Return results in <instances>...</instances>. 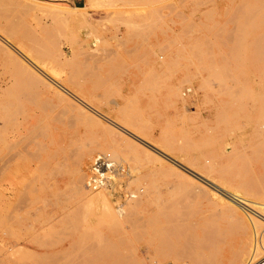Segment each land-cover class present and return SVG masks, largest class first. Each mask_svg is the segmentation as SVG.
Listing matches in <instances>:
<instances>
[{
    "label": "rangeland",
    "instance_id": "rangeland-1",
    "mask_svg": "<svg viewBox=\"0 0 264 264\" xmlns=\"http://www.w3.org/2000/svg\"><path fill=\"white\" fill-rule=\"evenodd\" d=\"M0 35L25 48L31 60L50 75L69 77L70 87L81 88L100 112L169 156L189 168L199 166L201 171L208 168V160L213 182L250 200L255 211L246 208V214L254 218L256 211L263 213L257 206L264 205V182L263 190L253 186L255 191L241 182L255 174L264 177V133H258L264 122V0H0ZM23 62L0 41V264H63L57 250L67 239L66 232H72L66 226H56L52 232H44V228L37 234V228L28 232L20 246L30 254L22 259L11 258V251L18 246L14 241L21 235H12L9 227L20 225L26 232L34 221L89 217L92 209L79 202L74 174L85 161L92 163L106 134L122 144L117 152L119 163L135 167L138 182L154 184L150 199L154 214L137 216L128 225L103 218L89 225V232H94V226L105 232L100 241L106 264L117 256L119 264H171L174 259L185 264L236 261L242 253L241 244L248 241L250 218L244 211L238 213L239 219L228 203L211 197L200 182L136 141L120 138L106 123L100 135H82L80 142L72 141L68 149L63 148L52 134L56 126L69 134L79 127L93 132L99 130L92 118L96 116L69 118L55 89L47 88L44 77ZM30 75H36L37 83L31 84ZM77 83L81 85L75 86ZM27 91L36 94L37 112H31L23 124L30 129L38 127V134L17 140L10 149L7 107L12 95ZM56 105L61 107L56 108L53 121L41 123L42 116ZM89 167H84L85 174ZM121 180L117 178L116 184ZM180 183L184 189L175 195L181 203H166L163 195L175 191ZM260 190L261 195L252 194ZM21 218L24 223L20 224ZM256 220L259 224L263 221ZM134 225L141 226V233ZM161 228H174V241L152 235ZM125 229L130 230L128 235ZM93 236L91 233L92 240ZM263 260L258 258L255 263Z\"/></svg>",
    "mask_w": 264,
    "mask_h": 264
},
{
    "label": "bare ground",
    "instance_id": "bare-ground-1",
    "mask_svg": "<svg viewBox=\"0 0 264 264\" xmlns=\"http://www.w3.org/2000/svg\"><path fill=\"white\" fill-rule=\"evenodd\" d=\"M32 1V0H31ZM92 2V1H91ZM6 31V30H5ZM24 36V35H23ZM38 36V35H37ZM29 39V38H28ZM33 39V37H32ZM30 39V40H32ZM0 41L1 43L4 45L5 48L9 49L10 51L14 52L17 57H19L20 59H22V62L27 64L28 67L32 68L34 71H36L37 73H39L41 76L44 77L45 79V83L44 85H46L47 88L49 87H53V90L55 89L56 92V96L59 100L60 105H62L63 103L66 104V106H64V114H68L69 118H73L76 117V114L78 115H94L96 116V118L92 117L94 119V121L96 122V126L99 127V130H94L93 132L90 131L89 128H81L79 127L76 131H74V133L69 134L67 132H61L60 129L56 126L53 129V136H56L55 140L58 144H61L63 146V148H67L66 146H68L72 141L73 142H80L82 140V135H89V134H94V135H100V129L102 128V126L104 125V123L112 126L113 128H115L117 131H115V134H117L120 138H124L127 137L130 140L136 141L137 143H139L138 145H141L142 147L148 148L151 151H153L154 154H156L158 157H160V159L165 160L166 162L168 161V163H170L171 165L179 168L181 170V172H185L189 178H193L195 180H197L198 182L201 183V185H203L204 189H209L208 191L206 190V192L213 198H217L220 201H224L223 204L228 203L230 205V207L233 208V211H235V213L241 214V211L247 210L246 208H250L251 210H253L251 208V202H249L246 198L240 196V195H236V194H232L231 192H229L228 190H225V188H222L219 184L213 182V180L210 178V172H212V168H211V164L208 162L205 163V166L208 167L205 171L200 169V167L195 166V165H189L190 168L188 167V165H184L182 162H180L179 160H177V158H173L171 156H169L167 153H165L164 151L160 150V148L158 149L156 146L151 145L150 143H148V141L143 140L142 138H140L139 136L133 134L131 131H129L126 127H124L123 125L119 124L118 122H116L115 120L111 119L109 116H106V114H103L102 112L99 111V107L97 108L96 106L92 105L90 103V100H87V98L81 93V88L76 87V89H73L70 87V82H69V77L66 79H63L61 77L58 76H53L50 75L48 72H46L45 70H43V68H41L40 66H38V64L34 63L31 58L26 54V51L21 47V46H16L14 45L11 41L7 40L6 38L2 37L0 35ZM29 42V41H28ZM42 42V41H41ZM37 44V43H35ZM21 45V44H20ZM41 45V44H40ZM254 45V44H253ZM38 46V45H37ZM258 46V45H257ZM256 48V45L254 46ZM39 48V47H38ZM258 48V47H257ZM256 48V50H258ZM36 49V48H35ZM33 50V49H32ZM4 51V50H3ZM31 51V50H30ZM36 51V50H34ZM38 51V50H37ZM42 52V51H41ZM4 53V52H3ZM40 53V52H39ZM9 55V54H8ZM261 56V55H260ZM8 57V56H7ZM98 57V56H97ZM261 57H264L261 56ZM260 57V58H261ZM66 58V57H65ZM259 58V56H258ZM10 60V59H9ZM16 61V60H15ZM9 62V61H8ZM13 64V63H12ZM25 65H23V67H27ZM15 67V65H14ZM17 67V66H16ZM46 67V66H45ZM57 68V67H56ZM14 69V68H13ZM49 71V69H48ZM53 72V70H52ZM51 72V73H52ZM54 73V72H53ZM18 74V73H17ZM32 74V72H31ZM35 74V73H34ZM69 74V73H68ZM56 75V74H54ZM19 76V75H18ZM36 75H34L35 77ZM38 76V75H37ZM40 76V77H41ZM17 77V75H16ZM31 77V75H30ZM30 78L31 84H35L37 83L35 80V78ZM39 77V76H38ZM39 77L40 81L41 78ZM18 78V77H17ZM8 79V78H7ZM82 79V78H80ZM10 80V79H9ZM39 81V82H40ZM72 81V78L71 80ZM141 81V80H140ZM153 81V80H152ZM74 82V80L72 81V83ZM87 82V81H86ZM143 82V81H142ZM5 83V81H4ZM18 83V82H16ZM29 83V82H28ZM27 84V83H26ZM25 84V85H26ZM76 84V83H75ZM74 84V85H75ZM21 85V84H20ZM81 85L80 83H77L78 86ZM84 85V83H83ZM148 85V84H147ZM32 86V85H29ZM43 86V85H41ZM149 86V85H148ZM35 86H33L32 88H34ZM80 87V86H79ZM153 87V86H152ZM5 88V87H4ZM26 88V87H25ZM151 88V87H150ZM36 89V88H34ZM39 89V87L37 88ZM41 89V88H40ZM39 89V90H40ZM157 89V88H156ZM12 91V90H11ZM25 91V90H24ZM33 91V89H32ZM49 92H53L52 90H50ZM46 93L45 96H49L50 94ZM12 93V92H11ZM12 95V94H9ZM39 98V97H38ZM9 99V98H7ZM6 99V100H7ZM41 100V99H40ZM50 100V99H49ZM242 101V100H241ZM262 101V100H261ZM48 102V101H47ZM54 102V101H53ZM58 104V103H57ZM36 104V94H33L31 92H23V93H19V94H14L11 96V99L9 101L8 107H7V114H6V120H7V124H9V140H10V149H14L17 140L19 141H23L26 138L29 137H35L38 133V127H34V128H29L26 127L23 124V120L27 119V117H29L31 115V112H33V114L35 115L37 112V109L35 107ZM51 105H53L51 103ZM60 105H56L55 107L52 106L51 109V113L48 114L46 116L43 115L42 117V121H40L41 123H44V121H53V119L51 118L52 116H54V112L56 111V108H59ZM243 105V104H242ZM262 105V104H261ZM44 107V106H42ZM61 107V106H60ZM115 107V106H112ZM39 108V107H38ZM49 109V108H47ZM114 109V108H113ZM33 110V111H32ZM42 110V108H41ZM101 110V109H100ZM119 110V109H118ZM138 110V109H137ZM35 111V112H34ZM44 111V110H43ZM103 111V110H102ZM104 112V111H103ZM42 113V111H41ZM137 113V112H136ZM44 114V113H43ZM56 114V113H55ZM59 114V111H58ZM131 114V113H130ZM114 115V114H112ZM119 117V116H118ZM136 117V116H135ZM91 118V117H90ZM91 118V119H92ZM114 118V117H113ZM56 119V118H55ZM90 119V120H91ZM127 119V118H126ZM32 120V119H31ZM72 121V125L73 124V119H71ZM124 120V119H122ZM141 120V119H140ZM36 121V120H35ZM64 121V120H63ZM76 121V120H75ZM125 121V120H124ZM59 122V121H58ZM69 122V123H71ZM92 122V121H91ZM127 122V121H126ZM60 123V122H59ZM40 124V123H39ZM46 124V123H45ZM51 124V123H50ZM38 125V124H37ZM47 125V124H46ZM45 125V126H46ZM131 125V124H130ZM7 126V125H6ZM33 126V125H32ZM44 126V125H43ZM48 126V125H47ZM71 126H69L70 128ZM86 127V126H85ZM89 127V126H88ZM91 127V126H90ZM44 128V127H43ZM47 129V128H46ZM62 129V128H61ZM45 130V129H44ZM148 130V129H147ZM49 131V130H48ZM98 131V132H96ZM50 132V131H49ZM140 132V131H139ZM166 133V132H165ZM259 134H263L264 133V122L262 125V130L258 131ZM46 134V133H45ZM139 134V133H138ZM167 134V133H166ZM41 135V134H40ZM39 135V136H40ZM46 136V135H45ZM48 136V135H47ZM111 136V134H110ZM110 136L108 137V135L106 134L104 136L103 139V145H100V148L98 151H100L97 156L93 159L92 163H87L85 161V164L81 167H79V171H77L74 174V181H73V185L75 186V189L77 190V195H78V200L79 202L83 203V206L89 207L92 209V212H90L89 217L84 218L80 221H51L50 219L46 220V221H42L43 223H41L40 221H34L35 224H33L34 226L31 227V229H28L26 232L23 231V228L18 225V227L16 228L15 226H11L9 227V230L11 232L12 235L15 234H19L21 235L20 238H16V240L14 241L15 244H18V246L16 248H13V250L11 251L10 255L12 256L11 258H24L26 256H28L30 253L28 252V250H26V248H24L23 246H20V244H22V242L25 240V236L28 234V232H31L33 230H36L34 232H36V234L41 231L44 228V232L49 230H53L56 228V226H66L67 229L69 231H72L71 233L66 232L67 239L65 240V242L63 243V245L57 250L59 252V254L62 256L63 258V264H106L105 262V257H104V253H102L103 250V246H102V242L100 241L103 236H105V232L104 230L101 229H96L95 226L94 228V232H89V225H91V223H98V218H103V220L105 219H109L112 221H116L118 223H129L133 220V218L135 217H142L144 216L146 218V216H149V213L152 211L153 204L150 199H151V191L153 188V183H141L138 182L137 180H139L140 177H137V172H136V168L131 167V166H125L123 164L119 163V158L117 156V152L119 151L120 147L122 146V144H120L121 142H118L116 139L114 140H110ZM115 136V135H114ZM38 137V136H37ZM36 137V138H37ZM52 137V136H51ZM73 137V140H72ZM115 138V137H114ZM151 138V136H150ZM119 139V138H118ZM146 139V138H144ZM158 139V138H157ZM87 140V139H86ZM124 140V139H123ZM126 140V139H125ZM148 140V139H147ZM151 140V139H150ZM166 140V139H165ZM8 141V140H7ZM31 141V140H30ZM39 142V140H38ZM37 142V143H38ZM72 142V143H73ZM28 143V141H27ZM36 143V144H37ZM95 143V141H94ZM130 145H134L133 143L129 142ZM40 144V143H39ZM42 144V143H41ZM40 144V145H41ZM46 144V143H45ZM48 144V143H47ZM83 144V143H81ZM39 145V146H40ZM50 145V144H49ZM57 145V144H56ZM89 145V144H88ZM160 145V144H159ZM27 146V145H26ZM74 146H76L74 144ZM81 146V145H79ZM78 146V147H79ZM83 146V145H82ZM87 146V145H86ZM85 146V147H86ZM99 145H97L98 147ZM18 147V146H17ZM45 147V146H44ZM92 147V146H91ZM96 147V146H93ZM171 147V146H169ZM40 148V147H39ZM46 148V147H45ZM48 148V147H47ZM179 148V147H178ZM26 149V147H25ZM49 149V148H48ZM68 149V148H67ZM81 149V148H80ZM87 149V148H86ZM181 149V147H180ZM183 149V148H182ZM56 150V149H55ZM79 150V149H77ZM84 150V147H83ZM172 150V149H170ZM19 151V150H18ZM27 151V150H26ZM30 151V150H29ZM28 151V152H29ZM43 151V149H42ZM51 151V150H50ZM72 151V149H71ZM70 151V152H71ZM81 151V150H80ZM92 151V150H91ZM90 151V153H91ZM97 151V152H98ZM115 151V153H113ZM178 151V150H177ZM23 152V151H22ZM69 152V153H70ZM78 152V151H77ZM84 152V151H83ZM96 152V151H95ZM179 152V151H178ZM12 153V152H11ZM16 153V152H15ZM30 153V152H29ZM111 153V154H110ZM36 153H34L35 155ZM65 154V153H64ZM76 154V153H75ZM96 154V153H95ZM94 154V155H95ZM120 154V153H119ZM118 154V155H119ZM122 154V153H121ZM139 154V153H138ZM178 154V153H177ZM17 155V154H16ZM31 155V154H30ZM29 155V156H30ZM66 155V154H65ZM71 155V154H70ZM129 155V154H128ZM148 155V154H147ZM150 155V154H149ZM14 156V155H13ZM24 156H25V152H24ZM45 156V155H44ZM50 156V155H49ZM72 156V155H71ZM91 156V155H90ZM156 156V159H157ZM257 156V155H255ZM36 157V156H34ZM32 157V158H34ZM48 157V156H47ZM80 157V156H79ZM82 157V156H81ZM85 157V156H84ZM83 157V158H84ZM11 158V156H9V159ZM18 158V157H17ZM40 158V156H39ZM139 158V157H138ZM27 159V157H26ZM35 159V158H34ZM68 159V158H66ZM65 159V160H66ZM180 159H182L180 157ZM8 160V158H7ZM14 160V159H13ZM21 160H23V158H21ZM54 160V159H53ZM84 160V159H83ZM91 160V159H90ZM149 160V159H148ZM183 160V159H182ZM10 161V160H9ZM89 161V160H88ZM157 161V160H156ZM160 161V160H159ZM206 161V160H205ZM28 162V161H27ZM128 162V161H127ZM137 162V161H136ZM8 163V162H7ZM39 163V162H38ZM125 163V162H124ZM188 163V162H187ZM82 164V163H81ZM160 164H162V162H160ZM58 166V165H57ZM90 166V167H89ZM139 166V165H138ZM156 166V165H155ZM162 166V165H161ZM204 166V167H205ZM84 167H89L87 173L85 174L84 172ZM173 168V167H172ZM211 168V170H210ZM229 168V167H228ZM214 169V168H213ZM19 170V169H18ZM70 170V169H69ZM87 170V169H86ZM170 170V169H169ZM20 171V170H19ZM104 171H106V173H103ZM90 172H92L93 176H89ZM180 172V173H181ZM221 172V171H220ZM224 172V171H223ZM226 172V171H225ZM52 173V172H51ZM141 174V173H140ZM182 174V173H181ZM11 175V173H10ZM148 174H146L147 176ZM160 175V174H159ZM167 175V174H166ZM205 175V176H204ZM68 176V175H67ZM164 175H162L163 178ZM173 176V174H172ZM185 175H183V179H185L184 177ZM237 176V175H236ZM239 176V175H238ZM122 177V180L117 182L116 184V179ZM175 177V176H174ZM69 178V177H68ZM156 178V177H155ZM167 178V177H166ZM176 178V177H175ZM179 178V177H178ZM10 179V178H9ZM8 179V180H9ZM137 179V180H136ZM170 179V177H169ZM163 180V179H162ZM24 181V180H23ZM136 181V182H135ZM144 181V180H143ZM178 181V180H177ZM25 182V181H24ZM146 182V181H145ZM169 182V181H168ZM264 182V177H262L261 174L258 175H251L249 177V179L244 180L243 182H241V185L244 186L247 189H251V191H255V189L253 188V186H259V189L263 190L262 188H260V186L262 187V183ZM139 183V185H138ZM170 183V182H169ZM194 183V182H193ZM175 184V183H174ZM173 184V185H174ZM264 184V183H263ZM123 185V186H119ZM169 185V184H168ZM196 185V184H195ZM11 186V185H10ZM197 186V185H196ZM241 186V187H242ZM134 188L133 190H131V188ZM166 187V185H165ZM173 187V186H172ZM240 187V188H241ZM200 188V187H199ZM239 188V189H240ZM257 188V187H256ZM17 189V188H16ZM15 189V190H16ZM162 189V188H161ZM170 189V188H169ZM184 189V183H180L178 185L175 186V191H172L171 193H167V195H163L165 198L166 203H171L172 205L174 204H178L181 203V199L178 198L175 195L176 191L182 190ZM197 189V187L195 188ZM238 189V190H239ZM254 189V190H252ZM18 190V189H17ZM46 190V188H45ZM164 190V189H163ZM172 190V189H171ZM192 190H194L192 188ZM237 189H235L236 191ZM258 190V189H257ZM256 191V192H252V194L255 196H257L259 193L261 195V193H263L262 191ZM43 191V190H42ZM165 191V190H164ZM189 191V190H188ZM197 191V190H196ZM195 191V193H196ZM233 191V190H232ZM32 192V191H31ZM187 192V190H186ZM192 192V191H191ZM33 193V192H32ZM43 193V192H42ZM190 193V192H189ZM204 193V192H203ZM245 193V192H244ZM191 194V193H190ZM246 194V193H245ZM33 195V194H32ZM187 195V194H186ZM194 195V194H193ZM200 195V194H199ZM250 195V194H249ZM19 196V195H18ZM35 196V195H34ZM160 196V194H159ZM196 196V195H195ZM246 196V195H245ZM6 197V196H5ZM33 197V196H31ZM248 197V196H247ZM7 198V197H6ZM25 198V197H24ZM29 198V197H28ZM198 198V196H197ZM253 198V197H250ZM12 199V198H11ZM23 199V198H22ZM60 199V198H59ZM31 200V198H30ZM16 201V200H15ZM253 201H255V199L253 198ZM27 202V201H25ZM36 202V201H35ZM42 202V201H41ZM48 202V201H47ZM155 202V201H154ZM163 202V200H162ZM178 202V203H176ZM45 203V202H44ZM251 203V204H250ZM29 204V203H28ZM48 204V203H47ZM46 204V205H47ZM165 204V203H164ZM167 204V205H169ZM170 204V205H171ZM227 204V205H228ZM258 204V203H256ZM16 205V203H15ZM21 205V204H20ZM157 205V204H156ZM224 205V206H227ZM24 206V205H23ZM29 206V205H28ZM31 206V205H30ZM178 206V205H177ZM223 206V207H224ZM264 205H259L257 206V208L262 211L264 213ZM4 206H2L1 208H3ZM14 207V205H13ZM32 207V206H31ZM38 207V206H37ZM42 207V206H41ZM40 207V208H41ZM158 207V206H157ZM164 207V206H163ZM167 209V206H165ZM222 210H227L228 208H225ZM229 207V206H228ZM229 207V208H230ZM6 208V207H5ZM12 208V206H11ZM17 208V207H16ZM22 208V205L21 207ZM30 208V207H29ZM28 208V209H29ZM33 208V207H32ZM43 208V207H42ZM64 208V207H63ZM230 208V209H232ZM182 209V208H180ZM179 209V210H180ZM229 209V210H230ZM12 212L14 210V208L11 209ZM20 210V209H19ZM35 210V209H32ZM61 210V209H60ZM154 210V209H153ZM158 210V209H157ZM225 210V211H226ZM5 211V210H4ZM59 211V210H58ZM62 211V210H61ZM65 211V210H64ZM177 211V210H176ZM231 211V210H230ZM255 211V210H253ZM35 212V211H34ZM57 212V211H56ZM160 212V211H159ZM166 212V211H165ZM232 212V211H231ZM249 212V211H248ZM153 213V211H152ZM260 213L259 211H256L253 214H256V217L263 220L264 221V214ZM13 214V213H12ZM29 214V212H28ZM48 214V213H47ZM58 214V213H57ZM66 214L65 212L62 213V215ZM154 214V213H153ZM183 214V213H182ZM239 214V215H240ZM246 214V212H245ZM1 215V214H0ZM247 216H249L248 214H246ZM35 216V215H34ZM43 216V215H42ZM65 216V215H64ZM188 216V215H187ZM143 217V219H144ZM236 217V216H235ZM241 216H238V218ZM243 217V215H242ZM256 217L252 218L251 216H249V223L250 225H248L247 230H246V235L248 236V241L244 242L241 247L240 250H242L241 255L236 259L235 262H233V264H248V263H255L256 259H260L261 257H264V227L263 224L261 225V220H260V224L258 223L259 221H257ZM2 218V216H1ZM0 218V219H1ZM15 218V217H14ZM71 218V216H70ZM191 218V217H190ZM52 219V218H51ZM140 219V218H139ZM142 219V220H143ZM241 219V218H239ZM246 219V218H245ZM8 220H10L8 218ZM12 220V218H11ZM71 220V219H70ZM102 220V221H103ZM185 220V219H184ZM244 220V219H243ZM14 220H12L13 222ZM174 221V220H173ZM24 223V218H21L20 220V224ZM134 222V221H133ZM9 223V222H8ZM141 223V221H140ZM136 224V223H134ZM172 224V223H171ZM4 225V224H3ZM128 225V224H127ZM133 226V224H131ZM139 225V223H138ZM134 228L138 231L139 227L138 226ZM5 226V225H4ZM130 226V224H129ZM131 226V227H132ZM143 226V224H142ZM145 226V225H144ZM195 226V225H194ZM122 227V226H121ZM128 227V226H127ZM130 227V228H131ZM129 228V229H130ZM133 228V227H132ZM150 228V227H149ZM191 228V227H190ZM245 228V227H243ZM96 229V230H95ZM128 229V228H127ZM141 229V228H140ZM187 229V228H186ZM192 229V228H191ZM65 230V229H64ZM134 230V229H133ZM142 230V229H141ZM59 231V230H58ZM243 231V230H242ZM6 232V231H5ZM9 232V231H7ZM52 232V231H51ZM60 232V231H59ZM61 232L62 229H61ZM124 234L128 235L130 230L127 231L126 229L123 231ZM140 231H138L139 233ZM55 233V232H54ZM95 234L96 236H93L94 239L92 240V237H90V234ZM141 233V232H140ZM52 234V233H51ZM58 235V233H56ZM63 234V233H61ZM60 234V235H61ZM155 234L157 236H165L169 241H174V228H170V229H155L152 233V235ZM40 235V234H39ZM53 235V234H52ZM55 235V234H54ZM64 235V234H63ZM133 235V234H132ZM135 235V234H134ZM142 235V234H141ZM4 236V235H3ZM42 236V235H41ZM147 236V235H146ZM39 237V236H38ZM37 237V238H38ZM54 236H51V238ZM140 237V236H139ZM154 237V236H153ZM209 237V236H208ZM44 238V237H43ZM55 238V237H54ZM98 238V239H97ZM189 238V237H188ZM3 239V237H2ZM31 239V238H30ZM155 239V238H154ZM213 239V237H212ZM211 240V239H210ZM214 240V239H213ZM29 241V240H28ZM152 242V240L150 241ZM109 243V242H108ZM147 243V242H146ZM55 244V242L53 243ZM57 244V243H56ZM150 244V243H149ZM152 244V243H151ZM213 244V243H212ZM50 245V244H48ZM61 245V244H60ZM146 245V244H145ZM148 245V244H147ZM240 245V246H241ZM6 246V245H5ZM52 246V245H50ZM151 246V245H150ZM149 246V247H150ZM213 246V245H212ZM44 247V246H43ZM148 247V248H149ZM9 248V247H8ZM36 248V247H35ZM46 248V247H45ZM147 248V249H148ZM210 248V247H209ZM208 248V249H209ZM52 249V248H51ZM146 249V250H147ZM204 249V248H203ZM207 249V248H206ZM34 250V249H33ZM145 250V251H146ZM150 249H148L149 251ZM144 251V250H143ZM142 251V252H143ZM184 251V250H183ZM4 252V251H3ZM151 252V251H150ZM148 253V252H147ZM146 253V254H147ZM187 253V252H186ZM194 253V252H193ZM235 253V252H234ZM9 254V253H8ZM44 254V253H43ZM237 254V253H236ZM55 255V254H54ZM149 255V254H148ZM6 256V255H5ZM39 256V255H37ZM8 257V256H7ZM54 258V257H53ZM247 258L248 261H247ZM10 259V258H9ZM7 259V260H9ZM27 259V258H26ZM43 259V258H42ZM187 259V258H185ZM188 260V259H187ZM6 261V259H5ZM16 261V260H15ZM29 261H32V259H30ZM59 261V260H58ZM183 261V260H182ZM189 261V260H188ZM191 261V260H190ZM264 261V260H263ZM263 261H259L256 264H263ZM3 262V261H1ZM25 262H27V260H25ZM56 262V261H55ZM187 262V261H186ZM203 262V261H201ZM4 263V262H3ZM2 263V264H3ZM7 263V262H6ZM21 263V262H20ZM52 263V262H51ZM111 264H119L120 263V257L117 256L116 258H112L111 261L109 262ZM8 264V263H7ZM58 264V263H56ZM171 264H185V263H180L177 261V259H174V261H172Z\"/></svg>",
    "mask_w": 264,
    "mask_h": 264
},
{
    "label": "built area",
    "instance_id": "built-area-1",
    "mask_svg": "<svg viewBox=\"0 0 264 264\" xmlns=\"http://www.w3.org/2000/svg\"><path fill=\"white\" fill-rule=\"evenodd\" d=\"M248 264H256V263H248Z\"/></svg>",
    "mask_w": 264,
    "mask_h": 264
}]
</instances>
